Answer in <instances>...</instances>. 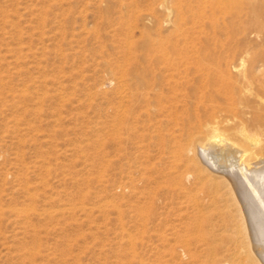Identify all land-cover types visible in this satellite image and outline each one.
Here are the masks:
<instances>
[{
    "label": "rangeland",
    "instance_id": "rangeland-1",
    "mask_svg": "<svg viewBox=\"0 0 264 264\" xmlns=\"http://www.w3.org/2000/svg\"><path fill=\"white\" fill-rule=\"evenodd\" d=\"M238 1L0 0V264H249L237 204L196 209L177 179L207 168L193 81L264 89V8Z\"/></svg>",
    "mask_w": 264,
    "mask_h": 264
},
{
    "label": "bare ground",
    "instance_id": "bare-ground-1",
    "mask_svg": "<svg viewBox=\"0 0 264 264\" xmlns=\"http://www.w3.org/2000/svg\"><path fill=\"white\" fill-rule=\"evenodd\" d=\"M180 1L185 6V11L192 13V18L199 16L197 18L199 19L207 18V13L214 14L217 12L216 10L222 13L224 5H221L225 0ZM247 1L254 11L264 8V0ZM196 2L203 6H201V12L198 11V14L194 15ZM232 2L233 0H230V3ZM193 3L195 4L192 5ZM236 3L234 2L235 5ZM234 4L232 6L229 4V7L232 8L228 7L229 11H225L224 8V16L231 18L233 14L238 13L235 8L233 9ZM241 7L243 6L239 8ZM182 9L169 6L167 14L176 11L178 15L179 12L182 13ZM256 18L254 21L257 23L258 18ZM229 25L224 23V29L227 30ZM239 60V63L231 61V64L226 67L227 71L232 69L237 72L242 71L244 68L243 59ZM133 75L135 78L140 77L136 74ZM170 80L172 79H169L168 86L173 83ZM199 80L206 81L207 84L204 87H202V83L197 86ZM140 81V85L144 88L140 87L139 92L137 91L139 98L155 96L161 89L159 83L154 81L148 90L150 79H140ZM237 83L235 89L228 90L217 85L216 79H198L193 81V84L188 88L190 97L196 98L200 92L199 99L194 102L193 106L199 115L198 118L204 117L205 120L197 119L198 126L193 128L195 131L186 135V154L195 155L199 159L194 156L195 163H204L207 168L201 166L200 169L193 167L190 170L189 167H186V173L177 179L178 182L181 181V184L189 185L188 198L196 209H207L219 204V201H223L225 208H228L230 206L226 205L228 200L223 199L224 195H228L237 204L241 233L248 240L251 251V258L248 259L249 264H264V89L260 87L254 92L248 79H239ZM201 171L207 175L204 180ZM238 199L243 205L246 204L243 206V211L239 208ZM214 215V213H210L209 217ZM205 217L206 215L202 213L198 219L202 220ZM212 263L226 264L227 262L213 260Z\"/></svg>",
    "mask_w": 264,
    "mask_h": 264
}]
</instances>
